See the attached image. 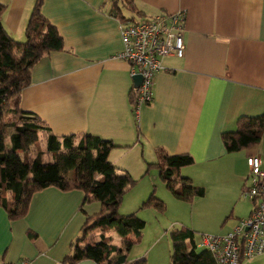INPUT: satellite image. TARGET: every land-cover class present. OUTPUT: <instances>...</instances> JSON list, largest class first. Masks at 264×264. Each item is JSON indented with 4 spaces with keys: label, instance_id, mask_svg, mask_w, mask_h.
I'll return each instance as SVG.
<instances>
[{
    "label": "crops",
    "instance_id": "1",
    "mask_svg": "<svg viewBox=\"0 0 264 264\" xmlns=\"http://www.w3.org/2000/svg\"><path fill=\"white\" fill-rule=\"evenodd\" d=\"M34 1L0 0L2 25L14 40L24 39ZM133 4L141 16L119 1L114 13L135 20L179 10L184 15L183 55L161 58L151 101L140 105L136 116L130 112V66L115 57L121 23L111 14L109 0L41 1L39 13L56 28L63 49L46 53L32 66L19 107L35 114L56 137L89 133L112 141L118 147L109 151L108 160L133 177L143 173L145 162L155 160L158 148L188 153L193 164L179 174L202 187L203 195L191 202L176 200L167 190L170 196L163 191L159 196L177 211L180 226L223 234L246 218L253 205L239 196L246 156L257 154L264 170V130L260 141L246 149L226 152L221 142V134L233 131L238 117L264 114V0ZM82 197L76 189L43 188L31 195L26 214L14 221L0 207V264L21 258L58 264L85 216L100 209L98 202L79 209ZM181 205L186 206L187 223L178 212ZM251 259L241 264H264V254Z\"/></svg>",
    "mask_w": 264,
    "mask_h": 264
},
{
    "label": "trees",
    "instance_id": "2",
    "mask_svg": "<svg viewBox=\"0 0 264 264\" xmlns=\"http://www.w3.org/2000/svg\"><path fill=\"white\" fill-rule=\"evenodd\" d=\"M41 1H34L22 41L14 40L3 27L4 6L0 4V207L6 218L14 221L26 214L31 195L43 188L79 190L83 194L79 209L90 202H98L100 209L85 216L58 264L81 260L128 264L126 253L139 240L144 222L133 212L117 213L122 194L134 183L126 170L108 160L109 151L118 146L89 133L56 137L35 114L19 107L21 91L30 83L32 66L46 53L63 49L56 28L39 13ZM118 1L126 11L141 16L133 0H109L110 12L120 23L135 19L116 16ZM136 92L134 88L129 94L132 114ZM263 130L264 114L240 116L233 131L221 134V142L226 152L246 149L260 141ZM30 148L34 149L33 155L29 154ZM155 154L154 161L145 162L141 175L155 170L164 188L179 201L191 202L203 195L202 187L179 174L182 167L193 164L188 153L168 154L158 148ZM146 205L158 212L165 210L163 201L152 194L142 203ZM112 232L121 238L116 245L111 243ZM169 236V264H214L207 250L196 249L193 232L187 227L179 226ZM243 261L240 257L238 264Z\"/></svg>",
    "mask_w": 264,
    "mask_h": 264
},
{
    "label": "built area",
    "instance_id": "3",
    "mask_svg": "<svg viewBox=\"0 0 264 264\" xmlns=\"http://www.w3.org/2000/svg\"><path fill=\"white\" fill-rule=\"evenodd\" d=\"M183 19V11L179 10L120 24L121 48L115 57L130 66L131 76L135 73L140 76L134 116L140 105L151 101L152 79L161 69V58L182 57ZM245 164L247 174L239 195L253 202L249 215L223 234H199L197 246L209 252L214 264H238L240 257L245 260L264 254V170L257 154L247 155ZM11 264H32V261L21 258Z\"/></svg>",
    "mask_w": 264,
    "mask_h": 264
},
{
    "label": "rangeland",
    "instance_id": "4",
    "mask_svg": "<svg viewBox=\"0 0 264 264\" xmlns=\"http://www.w3.org/2000/svg\"><path fill=\"white\" fill-rule=\"evenodd\" d=\"M39 146H43L42 141H39ZM29 154H34L33 148H30ZM150 171L140 176L133 177L130 175L134 179V183L122 194L117 209V213L122 215L133 212L144 222V226L140 230L139 240L135 241L126 253L128 264H169V250L171 245L169 233L180 226L177 211L171 209L169 206V204L171 205L170 202L167 203L166 200L159 196L162 191L170 196L169 193L164 188L159 177H157L156 181H153ZM151 172L156 173L155 170ZM150 194L163 201L165 204V210L163 212H158V210L149 205L142 206V203ZM181 206H183V209L178 212L184 214L186 220L183 221L187 223L188 215L186 206ZM201 233L205 232H193V239L196 242H198L199 234ZM111 238L112 244L119 243V236L116 233L112 232ZM196 249L199 250L201 247L197 246ZM251 260L250 258L244 261Z\"/></svg>",
    "mask_w": 264,
    "mask_h": 264
},
{
    "label": "water",
    "instance_id": "5",
    "mask_svg": "<svg viewBox=\"0 0 264 264\" xmlns=\"http://www.w3.org/2000/svg\"><path fill=\"white\" fill-rule=\"evenodd\" d=\"M133 87L137 88L138 85L140 84V76L139 74L135 73L131 76Z\"/></svg>",
    "mask_w": 264,
    "mask_h": 264
}]
</instances>
